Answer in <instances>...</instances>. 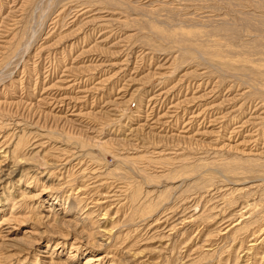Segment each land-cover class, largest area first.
<instances>
[{"label": "rangeland", "instance_id": "374dc122", "mask_svg": "<svg viewBox=\"0 0 264 264\" xmlns=\"http://www.w3.org/2000/svg\"><path fill=\"white\" fill-rule=\"evenodd\" d=\"M0 264H264V0H0Z\"/></svg>", "mask_w": 264, "mask_h": 264}, {"label": "bare ground", "instance_id": "6f19581e", "mask_svg": "<svg viewBox=\"0 0 264 264\" xmlns=\"http://www.w3.org/2000/svg\"><path fill=\"white\" fill-rule=\"evenodd\" d=\"M95 261H100V260H95Z\"/></svg>", "mask_w": 264, "mask_h": 264}]
</instances>
